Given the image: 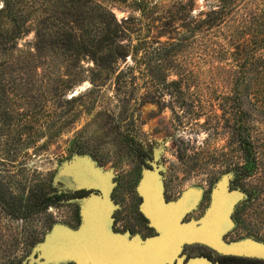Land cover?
I'll use <instances>...</instances> for the list:
<instances>
[{"label": "rangeland", "instance_id": "374dc122", "mask_svg": "<svg viewBox=\"0 0 264 264\" xmlns=\"http://www.w3.org/2000/svg\"><path fill=\"white\" fill-rule=\"evenodd\" d=\"M222 1L24 0L28 32L17 43L25 53L20 63L0 57L8 61L0 80V194L18 210L42 194L52 199L18 218L0 206V264L13 256L23 262L56 228L80 226L84 200L59 195L84 184L82 164L110 176L113 189L127 185L128 196L141 195L149 173L172 193H236L235 233L264 243V121L251 130L260 163L240 174L245 157L233 123L250 97L244 85L235 89L243 72L231 55L230 9L225 23L214 20ZM92 5L119 24L114 56L95 62L83 52H53L64 28L87 45L109 42L105 23L90 25ZM36 43L46 48L37 52Z\"/></svg>", "mask_w": 264, "mask_h": 264}, {"label": "water", "instance_id": "95a60500", "mask_svg": "<svg viewBox=\"0 0 264 264\" xmlns=\"http://www.w3.org/2000/svg\"><path fill=\"white\" fill-rule=\"evenodd\" d=\"M78 171L82 172L84 184L74 191L87 192L71 198L84 200L80 226L77 229L56 228L34 248L23 264H47L62 260H73L76 264H166L172 262L176 255L173 243L176 239H184L174 235H198L183 222L186 213L197 203L198 194L192 196L191 192L186 191L178 200L167 201L161 178L149 173L140 190L144 199L142 211L156 231L170 236L150 238L145 242H138L135 238L129 240L124 236L121 246L116 247V234L112 229L111 177L103 176L89 164L80 165ZM239 198L236 193L230 194L229 198L216 193L213 199L214 212L222 208L230 211V224L233 225V209ZM215 245L234 256L264 259L263 242L240 240L228 246Z\"/></svg>", "mask_w": 264, "mask_h": 264}, {"label": "trees", "instance_id": "16d2710c", "mask_svg": "<svg viewBox=\"0 0 264 264\" xmlns=\"http://www.w3.org/2000/svg\"><path fill=\"white\" fill-rule=\"evenodd\" d=\"M0 7V57L12 56L17 59L16 63H20L19 59L24 55L25 50L18 49V41L28 32L26 27L29 21L25 14L24 0H1ZM28 3V2H27ZM98 8V7H97ZM95 10V7L90 6L89 22L94 19H99V22L105 23L106 31L108 32L109 42L98 39L97 43L90 39L89 45L80 42V37L77 30L71 27L70 30L57 31L58 36L65 33V38L53 40L55 47L53 52L60 54H78L83 52L87 54L93 61L97 62L104 57L114 56L113 43L118 34L119 24L115 16L102 7ZM230 9V45L233 48L231 55L237 64L242 69L243 75L237 77L235 82V89L238 92L239 86L242 84L245 87L247 95H249V108H244L241 103L235 111L234 128L239 138L240 146L244 152L245 163L239 166L240 174H247L252 172L257 165L259 159L255 152L253 141L251 137V130L254 120L264 121V0H223L216 9H213L215 14V21L225 23L224 16ZM77 24V21L75 22ZM112 24L114 25L112 28ZM106 32V33H107ZM114 36V37H113ZM81 43V44H80ZM34 48L37 52L46 48L42 44L36 43ZM35 53L30 50L26 56H33ZM117 56V55H116ZM8 63L0 62V80L3 73V65ZM14 70V69H13ZM58 85L55 89H58ZM3 89V87H2ZM241 93H238L240 96ZM241 97H238L240 100ZM1 192V190H0ZM86 191H72L76 195H70L66 199L82 196ZM81 193L82 195H77ZM84 193V194H83ZM16 197L14 193L11 197ZM6 198L0 194V206L4 211H7L14 218L21 217L24 212L28 214L37 212L43 206L48 205L52 197L46 194L35 197L31 205L18 210L15 205L10 204L5 200ZM23 260V259H22ZM21 259H16L13 256L8 261L11 264H23ZM21 261V262H20Z\"/></svg>", "mask_w": 264, "mask_h": 264}, {"label": "flooded vegetation", "instance_id": "af4514ba", "mask_svg": "<svg viewBox=\"0 0 264 264\" xmlns=\"http://www.w3.org/2000/svg\"><path fill=\"white\" fill-rule=\"evenodd\" d=\"M128 189L127 185L118 183L112 191L114 201L112 229L116 234V247L121 246L124 236H127L129 240L135 238L138 242H145L150 238H167L170 236L161 235L151 226L149 218L142 211L143 196L135 192L128 196L126 194ZM178 189L176 188L172 193L169 185H165L166 200L170 201L171 198L178 200L182 197L184 193ZM188 191L191 192L192 196L198 194L194 189ZM71 192H63L59 196L66 199L69 194L76 195ZM77 195L82 194L78 193ZM213 199L214 194L211 191L198 194V201L201 200V203L197 201L183 218V222L187 223L198 235H174L182 236L184 239L181 241L176 239L173 243L176 255L172 262L166 264H193V262L196 264H264V259L252 256H234L221 251L215 245L228 246L234 241L242 240L247 235L235 233L234 224H230V211L222 208L217 213L214 212Z\"/></svg>", "mask_w": 264, "mask_h": 264}]
</instances>
